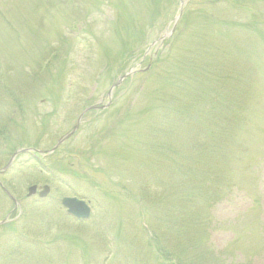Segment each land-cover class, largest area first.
Returning a JSON list of instances; mask_svg holds the SVG:
<instances>
[{
	"label": "rangeland",
	"instance_id": "obj_1",
	"mask_svg": "<svg viewBox=\"0 0 264 264\" xmlns=\"http://www.w3.org/2000/svg\"><path fill=\"white\" fill-rule=\"evenodd\" d=\"M111 1L0 0V140H4L0 141V168L11 155L9 147L39 152L17 155L0 174L2 184L19 202L8 218L21 211L14 227H0V264H170L155 255L149 244L153 233L157 235V222L150 216L155 217L153 206L161 205L153 201L154 191H160L158 183L149 186L144 196L139 185L134 188L137 180L129 173L152 179L155 131L163 130V140H168L184 128L181 120L196 127L199 123L193 114L181 119L177 109L147 105L150 79L157 84L154 63L145 75L126 77L108 96L122 58L115 32L118 2ZM137 1L145 3L132 0ZM207 1L183 0L182 14L173 27L169 23L178 13V0L164 25L146 28L147 44L163 35L168 42L149 48L141 56L140 68L152 63L158 52L165 59L193 57L205 54L204 48L216 51L215 43L224 58L216 62L220 77L233 73L223 69L225 65L240 64L245 83L229 85L226 80L222 95L228 98L230 89L239 100L233 107L245 118L234 138L246 150H237L232 161L237 187L212 207L208 244L214 256L209 258L211 264H264V0H241L239 5L230 0ZM198 9L213 13V18L255 24L228 29L214 24L203 31ZM184 13H188L186 23ZM140 17L145 18L146 11ZM132 38L124 39L129 47ZM201 57V61L208 59ZM92 105L100 108L84 114ZM189 109L201 111L197 105ZM80 115L76 131L54 152L46 153ZM166 171V165L158 170L163 189L169 184ZM33 185L36 190L48 186V196L28 197ZM10 195L0 190V220L13 209ZM65 196L90 201L91 217L83 221L70 217L61 205ZM167 237L168 247L179 252L176 239Z\"/></svg>",
	"mask_w": 264,
	"mask_h": 264
},
{
	"label": "trees",
	"instance_id": "obj_2",
	"mask_svg": "<svg viewBox=\"0 0 264 264\" xmlns=\"http://www.w3.org/2000/svg\"><path fill=\"white\" fill-rule=\"evenodd\" d=\"M116 1L118 5L115 8L119 10V29L116 28L115 32L121 45L119 55L122 58L119 60L118 73L121 75L145 52L146 45L149 44L146 41V38L148 39L146 28L152 29L159 26L172 14L178 0H145L144 5H140L138 1L134 3L132 0ZM220 1L229 2V0H208L207 3L217 4ZM230 1L236 5L242 2L241 0ZM131 9L136 10L134 11L136 18L131 13ZM143 11H146L145 18L140 17ZM198 13L202 15L203 20L199 26L206 28H203V31L209 30L208 28L214 24L223 25L225 29H228L229 25L245 27L255 24L249 22L237 24L228 17L213 18L214 14L205 9H198ZM187 16L188 13L182 16L185 23ZM199 26L196 28L197 32ZM131 36L133 42H130L131 47H129V43L124 39L129 42ZM214 46L216 51L212 48L203 49L206 55L196 53L193 57L187 55L165 59L162 57L163 54L158 52L152 60V65L153 63L156 65L154 79L157 84L154 85L153 78L150 79L151 86L147 87L150 89L147 91L150 100L147 105L177 109L181 113V119L184 115L190 118L193 114V118L199 123L196 127L181 120L184 128L182 131L175 132L176 135L171 133L168 140H163V130L155 131L152 147L155 152L156 166L151 173L152 179L150 180V176L147 179L140 173L135 176L137 183L134 188L139 185V190L146 194L151 182L158 183V186L163 185L164 181L162 176L158 175V170L162 171L166 165L169 184L166 189L162 188L153 196L157 204L161 203L160 206H156L158 228L155 232L159 236L167 233L176 239L175 242L180 247V251L176 252L173 248L167 247L168 250L162 245L160 237L154 233L150 246L155 249L158 256H162L171 264H211L209 257L214 256L210 242L208 244L211 209L237 187L232 176L234 174L232 161L238 156L237 150H246L242 142L234 138L236 129H242L244 125V116L237 113L233 107L239 104V100L230 89L228 98L227 94L222 95L226 80H229V85L245 83L241 66L238 62H234L231 67L225 65L223 69L233 73L228 77L221 74L220 77L221 69L217 68L216 62L224 58L217 52L219 45L215 43ZM183 52L188 54L187 51ZM216 52L220 56L218 60L215 59ZM201 56L208 59L201 61ZM149 71L140 74L145 75ZM215 79L217 84L214 83ZM142 88L144 89L145 86ZM140 98L139 103L142 101L141 96ZM192 105L199 106L201 111L191 112L189 108ZM160 125L162 129L165 128L164 123ZM0 134H3L2 130ZM0 141L4 142V140ZM10 149L11 147L7 150L11 154L13 150ZM200 153L201 155L198 156ZM129 176L134 179L133 174L129 173ZM14 224L15 222H11L9 225L6 224L7 226L0 227L8 229L14 227ZM161 240L165 242L164 237Z\"/></svg>",
	"mask_w": 264,
	"mask_h": 264
},
{
	"label": "water",
	"instance_id": "obj_3",
	"mask_svg": "<svg viewBox=\"0 0 264 264\" xmlns=\"http://www.w3.org/2000/svg\"><path fill=\"white\" fill-rule=\"evenodd\" d=\"M182 11H183V0H180V6H179L178 13L176 14V16L171 21V23L173 24V27L175 26V24L177 23L178 19L180 18ZM165 37H166V35H163V36L159 37V39L157 41L161 42ZM153 44H155V42ZM136 66H138V65H136ZM137 70H138L137 67L132 68L130 71H128L122 77H119V79L117 81H115L111 85V87H110V89H109V91L107 93L108 96L110 97V94H111L113 88H115V86H117L121 82V80H123V78H125L129 74L134 73ZM91 108H100V107H98V106H92L89 109H91ZM86 110H88V109H86ZM81 116L82 115H80V117H79L76 125L73 127L72 131L70 133L66 134L63 138H61L57 142V144L51 150L47 151L46 153L53 152L61 142H63L66 138H68L76 130V128L78 127V125L80 123ZM26 151H28V150L27 149H20V150L16 151L11 156L9 162L0 170V172L5 171L8 168V166L11 164V162L13 161V159L15 158V156L17 154H19L21 152H26ZM1 187L4 189V191H6V193H8L7 190L2 185H1ZM35 192H36V186L33 185V186H30L28 188V193L27 194H28V196H30V195L34 194ZM48 192H49V187L48 186H44L43 189L41 191H39L38 196L44 197V196H46V194ZM8 195H10V194L8 193ZM10 197L13 200L14 205L16 207L17 206L16 199L13 198V196H11V195H10ZM61 203L67 209V213L70 214L71 216L77 218V219L83 220V219L88 218L89 215H90V207L86 204L85 201L79 200L76 197H64L62 199ZM5 222H6V220H2V221H0V224H3Z\"/></svg>",
	"mask_w": 264,
	"mask_h": 264
}]
</instances>
